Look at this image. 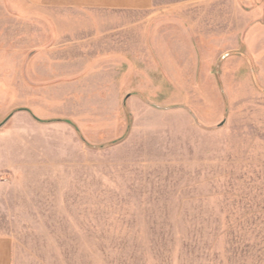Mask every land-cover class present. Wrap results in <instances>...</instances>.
Instances as JSON below:
<instances>
[{
	"label": "rangeland",
	"instance_id": "1",
	"mask_svg": "<svg viewBox=\"0 0 264 264\" xmlns=\"http://www.w3.org/2000/svg\"><path fill=\"white\" fill-rule=\"evenodd\" d=\"M0 8L17 39L0 50V234L24 260L264 264V0ZM103 41L124 51L92 58Z\"/></svg>",
	"mask_w": 264,
	"mask_h": 264
},
{
	"label": "crops",
	"instance_id": "2",
	"mask_svg": "<svg viewBox=\"0 0 264 264\" xmlns=\"http://www.w3.org/2000/svg\"><path fill=\"white\" fill-rule=\"evenodd\" d=\"M9 1L15 4V0L14 1L9 0ZM29 1L31 4L33 2H40L42 4H46L47 6L49 5L51 7L59 8L60 11L50 12V11L41 10L40 13L41 15H44L45 18H49L50 16H53L56 13L59 15V18H62L64 20H72V8H77V7L79 8L80 7H85V8L95 7V8L146 9L152 3V0H29ZM93 13L94 14L91 13L90 15H99V16H90L93 19L94 18L117 19L118 18L117 15H122L125 13V11H93ZM11 14H12L11 11L9 10L1 11V8H0V50H2V48L4 50L13 49L12 46L17 40L16 32L14 30L15 28L7 29V27H5V29L2 30L1 19L14 18L11 16ZM25 14L28 15V17H31L34 14V11L32 10V5H30V10L25 11ZM90 50L105 52L102 54V56L101 54L100 55H97L96 53L92 54V58L102 59V60L107 61L111 54L110 52L115 51L116 53H119V51H124V44L119 43V42H114V41L113 42L109 41L105 43L103 41L101 44H98V43L94 45L91 44ZM133 56L135 55L133 54ZM100 64H103V63H100ZM25 260L23 257H21L20 253L16 250V244H15L14 237L7 235V234H0V264H31V262H28L27 260L26 261Z\"/></svg>",
	"mask_w": 264,
	"mask_h": 264
},
{
	"label": "water",
	"instance_id": "3",
	"mask_svg": "<svg viewBox=\"0 0 264 264\" xmlns=\"http://www.w3.org/2000/svg\"><path fill=\"white\" fill-rule=\"evenodd\" d=\"M9 117H11V116H9ZM9 119V118H8Z\"/></svg>",
	"mask_w": 264,
	"mask_h": 264
}]
</instances>
